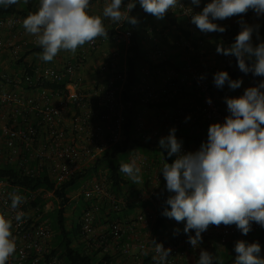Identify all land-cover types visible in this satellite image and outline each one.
<instances>
[{"label":"built area","instance_id":"1","mask_svg":"<svg viewBox=\"0 0 264 264\" xmlns=\"http://www.w3.org/2000/svg\"><path fill=\"white\" fill-rule=\"evenodd\" d=\"M180 3L183 6L178 5L176 10L185 16L188 27L193 28L191 17L198 12L188 5L187 0H180ZM22 28L21 16L0 17V54L7 53L12 61L19 60L31 46L38 45L35 36L32 40H20ZM147 30L150 34L155 32L153 27ZM131 35L128 31L116 34L114 40L95 39L85 47H78L59 66L38 65L33 76L22 67L13 72L10 66H6V73L0 79V164L15 167L30 179L44 177L49 182V186L27 188L12 184L9 178H0V212L9 218H14L16 211L25 213L20 222L13 219L16 251L6 264H66V260L54 252L56 231L48 214L59 201L58 189L125 138V114L132 102L125 101L127 69H120L118 47L129 46ZM189 41L193 40L180 42L182 48L191 46ZM108 43L113 48L107 49ZM195 43L203 46L205 42L196 40ZM103 49L107 50L105 60L93 73L99 76L111 74L114 77L113 81L108 79L96 101H91L86 73L91 69L89 62L92 54ZM149 57L157 63L169 60L165 51L159 48L151 50ZM224 59L227 65L236 60L234 56H225ZM187 63L183 72L169 65L158 70L145 68L141 80L131 85L130 92L137 96L143 106L135 119V131L146 141L157 142L168 135L172 127L177 131L186 129L190 133L198 132L202 126L223 123L229 115L218 102L215 86L205 71L197 68L191 59ZM155 78L160 79L159 85ZM114 80L120 85L116 86ZM186 84L196 88L197 99L192 104L181 102L167 110L159 107V104L178 100ZM208 99H211V104L207 102ZM150 105L153 106L150 108L155 114L154 118L147 116ZM189 116L190 119L185 122ZM148 137L150 139H146ZM198 149L197 145L183 141L182 151ZM132 160L140 167L142 179L134 184L139 191L128 203L144 204L146 207L130 222L107 219L101 223L102 208L119 210L120 205L126 203L115 195L106 172L86 181L68 195L67 215L72 220L76 213L80 214L79 237L88 250L98 252V263L119 264L121 257L134 258L139 254L136 256L140 259L139 264L145 257L158 264L159 256L153 244L155 240L164 248L171 249L165 264H193L199 260L201 249H206L208 245L220 251L231 241L245 236L235 225H210L202 233L203 242L193 248L187 240L188 235L194 236L195 232L185 234L186 221L177 222L174 219H170L175 224L170 233L156 234L160 188L164 179L161 170L166 162H171L164 154L154 158L133 150L121 164ZM13 194L24 197L15 210L11 208ZM81 203L85 207L80 213L77 207ZM70 206H75L72 214L68 213ZM258 226L253 223L252 230Z\"/></svg>","mask_w":264,"mask_h":264},{"label":"clouds","instance_id":"2","mask_svg":"<svg viewBox=\"0 0 264 264\" xmlns=\"http://www.w3.org/2000/svg\"><path fill=\"white\" fill-rule=\"evenodd\" d=\"M23 2L27 4L28 0ZM18 3L20 0H0L4 8ZM138 3L145 13L157 20H163L178 5L183 6L180 0H138ZM136 4V0H129L126 5L124 0H110L102 15H97L90 11V0H40L38 10L24 18L23 27L37 38V44L43 49L40 58L51 62L61 50L75 53L78 47L98 37L107 38L104 19L138 24L137 17L130 15ZM200 4L201 0H191L192 6ZM249 10L257 18L264 16V0H210L200 12L192 15L191 23L204 34L225 33L226 26L216 21L240 16V31L234 43L228 47L218 43L216 52L234 56L242 73L264 77V40H260V25L243 19ZM254 34L259 41L255 44ZM213 83L218 89L227 85L236 90L243 80H233L227 71H217L213 74ZM207 102L211 104V99ZM225 102L229 115L223 123L209 125L207 140L198 150L182 151L183 141L177 137L175 127L159 139V148L167 151V157L175 156L172 163L166 162L161 170L166 189L172 193L165 201L170 208L165 207L162 215L177 222L186 221L184 233L195 232L194 236L188 235L187 240L193 248L203 242L202 233L210 225H235L243 235L252 230L253 223L264 227V79L246 88L238 97H226ZM189 119L190 116L186 117L185 122ZM119 170L134 184L142 179L135 160L122 163ZM23 200V196L13 194L11 208L18 209ZM24 216L23 211H16L14 218L0 212V264H6L16 251L13 219L20 222ZM153 244L159 256L158 264H165L171 249L155 240ZM234 251L237 254L234 264H264L259 242L239 240ZM197 264H223V260L201 249Z\"/></svg>","mask_w":264,"mask_h":264},{"label":"trees","instance_id":"3","mask_svg":"<svg viewBox=\"0 0 264 264\" xmlns=\"http://www.w3.org/2000/svg\"><path fill=\"white\" fill-rule=\"evenodd\" d=\"M93 0H90V3ZM136 7L132 10L130 15L137 17L138 24L130 25L127 21H123L121 24H113V25H105L108 30V36L113 37L119 33H125L130 31L132 33L130 38V44L125 51L126 55V69H127V88L125 91V101L132 102V106L128 107V110L125 114V123H124V136L125 138L119 144L115 145L113 148L105 152L102 156L97 157L90 165L89 168L79 172L76 177L72 178L69 182L64 184L60 189L57 190V197L59 198L55 203V208L48 214L50 218L53 228L56 231V236L54 240V252L62 256L66 260V264H103V262L97 261L98 252L88 250L84 243L81 242V238L78 234V224L79 221H75V224L72 226V231L69 229V224L74 222L71 220V217L67 215L66 208L68 207L69 202V194L78 190L83 183L86 181L97 178L99 174L102 172H106L110 178V183L112 189L115 192V195L120 200H125L126 203H122L120 205L119 210L102 208L101 209V223H105L107 219H119L121 221L130 222V220L136 216V214L143 210L146 205L139 203H128L129 199L139 191V188H135L133 181L125 176L122 172H120L121 162L127 159L133 150H139L142 153L150 155L154 158L157 156L164 154L167 157V151L159 148V140L155 143L151 141H146L144 138L137 135L135 131V119L139 112L143 110V106L141 105L139 99L135 94L130 92V87L132 84H135L141 80L142 71L145 68H150L152 70H158L159 68H163L165 65H169L176 69L177 71H181L186 68L187 64H183V67L176 66L171 63L170 60L157 63L150 59L149 53L144 50L143 42H142V33L146 30L147 26L153 22L155 18L151 14H147L140 7L138 0H136ZM129 3V0H124V4ZM40 4H38L35 0H28V3L25 6L18 4L12 5L10 7L4 8L0 6V17L9 16V15H19L23 18L30 12H35L38 10ZM180 16L174 15L168 12L165 18L162 20L165 25L169 29L175 28L179 32H181L182 38H190L189 33H187L183 27L180 20L182 17V13ZM163 34V31L160 30ZM240 31V28L230 29L228 30V44L234 43L235 37ZM260 40H264V16L262 17V21L260 23L259 28ZM105 37H98L96 39H103ZM180 38V39H182ZM183 39V40H184ZM185 39V40H187ZM196 41V40H194ZM256 40L255 34L253 35V43H258ZM193 45L188 48L189 49V58L193 63H197L200 60V49L198 45L193 42ZM178 48L181 46L178 45ZM43 49L39 45H34L29 48L27 52L23 54V56L15 62L14 67H22L27 74L32 75L35 69L38 67L39 62L43 61L40 58ZM30 55H34L33 61L30 63L27 58ZM252 61H248L251 63ZM237 65V61L234 62ZM197 68H200L196 65ZM183 68V69H182ZM50 87H56V85L49 84ZM197 99L196 88L194 85L184 86L182 95L178 98V100L170 102V103H162L159 104V107L162 110L171 109L177 106L181 102H186L192 104ZM149 107L153 108L152 105ZM199 117V116H198ZM200 118V117H199ZM176 135L179 139L186 143L195 144L200 147L202 142L207 140V132L208 126H202V129L198 132L190 133L186 129H178ZM167 159L172 163L174 158ZM0 178H9L13 181L12 184H19L23 187L27 188H35L40 186H49V182L47 178L41 177L39 179H30L29 177L23 176L22 173L19 172L15 167H10L1 164L0 166ZM145 178H147L145 176ZM172 195L166 189V181L163 179L162 186L160 188V196L161 202L158 208V220L156 224V234H164L170 233L171 229L175 227V224L171 222L170 218L162 215L165 207L170 208V206L166 205L165 201ZM85 204L81 203L79 205V212L81 213L84 209ZM80 215V214H79ZM74 218V217H73ZM76 220V219H75ZM77 231V232H76ZM239 240H245L248 243L259 242L261 246V250H264V227L258 226L256 229L251 230L244 237L231 241L228 243L224 249L220 251L211 252L215 257H219L223 260V264H234V260L236 257V253L234 251L235 243ZM217 250V248H215ZM197 262L193 263L196 264ZM141 264H153L152 259L150 257H145Z\"/></svg>","mask_w":264,"mask_h":264},{"label":"crops","instance_id":"4","mask_svg":"<svg viewBox=\"0 0 264 264\" xmlns=\"http://www.w3.org/2000/svg\"><path fill=\"white\" fill-rule=\"evenodd\" d=\"M99 0H93V2L90 3V11L92 14H97L99 15L100 13L103 12V8H99L98 6ZM210 2V0H201V4L199 7H195L191 5V0H187V3L190 7L194 8L197 12H200L202 8ZM93 4V5H91ZM170 13L180 16L181 14L179 11L176 10V8H173L169 11ZM263 17V16H262ZM262 17L257 18L255 13L251 10L248 11L246 15H243V19L249 23V24H259L262 21ZM241 19L240 16H234L229 19L223 20V21H216V23L226 26L227 30L225 33H208L204 34L199 31V29L194 25L193 28H189L186 22V18L184 15H182L180 20H183L181 22L183 29L189 33L190 38L187 40H193L189 41L190 45L195 42L194 40H204V45L203 46H198L200 49V60L197 63H194V65H197L205 71V73L208 75L209 79L213 82V74L216 73L217 71H227L229 73V76L231 79H242L243 83L240 88L236 90H231L227 85L224 86L223 89H218L215 87V94L218 102L221 104L223 109L227 111V105L225 102L226 97H238L243 94L244 90L250 86H254L256 83L259 82V80L264 79V77H254L252 73L244 74L242 73L238 65L235 63L227 65L224 59V55L218 54L216 52V47L218 43H222L224 47H228V30L230 29H236L240 28V25L238 21ZM161 28L163 31V34L157 35L156 33L150 34L147 30L149 27H153L152 24H149L146 28V30L142 33V42H143V48L146 50L148 53L151 50L154 49H162L165 51L168 59L171 61L172 64L183 67V64H187V60L189 58V49L192 50V48H182L180 45V42L186 41L184 38H182L181 32L176 30L175 28L169 29L165 23L162 21L161 22ZM105 24V23H104ZM106 25V24H105ZM7 35L5 34V37ZM34 35H31L22 28L20 30V40L28 39L32 40ZM182 38V39H180ZM184 39V40H183ZM101 40H114L113 37L108 36L107 38H103ZM183 44V43H182ZM180 45L181 47L178 48L177 46ZM194 46V45H192ZM127 45L121 46V53H120V69L125 70L126 69V49ZM191 47V46H188ZM113 47L108 46L107 49H110ZM107 50L103 49L95 54L90 58V68L88 69V72L86 73V78H87V87L89 90V95L91 98V101H96V97L102 94V89L106 86L108 79H111L113 81V75H107V76H99L95 73H93L95 69H97L105 60V55H106ZM8 54H0V61L3 63H6V60L10 61L11 68L13 71H16L17 68L14 67L16 61H12L10 58H8ZM53 62H56V60ZM9 63V62H8ZM186 66V68H187ZM186 68H182L180 72H183L186 70ZM11 69V70H12ZM6 70L3 69V66H0V79L3 78ZM11 72V71H10ZM158 85L160 84V79L155 78L154 80ZM116 86H119L120 83L115 81ZM97 84V85H96ZM214 85V83H213ZM189 86V85H185ZM215 86V85H214Z\"/></svg>","mask_w":264,"mask_h":264},{"label":"rangeland","instance_id":"5","mask_svg":"<svg viewBox=\"0 0 264 264\" xmlns=\"http://www.w3.org/2000/svg\"><path fill=\"white\" fill-rule=\"evenodd\" d=\"M38 4H40V0H35ZM110 2V0H99V2H98V6H99V8L101 9V8H104V6L107 4V3H109ZM20 5H22V6H25L26 4H24V2H23V0H20V3H19ZM91 5H93V4H91ZM123 10V9H122ZM99 15H102V13H100ZM162 22V20H157L156 18H154L153 19V22L151 23L152 25H153V28L155 29V32H154V34L156 33L157 35H159V34H161V31L160 30H162V28H161V23ZM104 23L106 24V25H113V24H121L122 22H117V23H113V22H111L110 20H108V19H104ZM24 28V27H23ZM25 30V29H24ZM153 34V33H152ZM24 40H26V39H24ZM28 40V39H27ZM200 40H202V39H200ZM200 40H197V41H200ZM111 43V42H110ZM110 43H108V46H110V47H112V45L110 44ZM87 44V43H86ZM85 44V45H86ZM85 45H83V47H85ZM81 47V46H80ZM119 48V50H120V53H121V46H119L118 47ZM72 52H70V51H66V50H61L58 54H57V56L56 57H54V61L56 60V62H53V60L51 61V62H45V61H41V62H39V66L40 67H45V66H59L60 64H62V62L64 61V59L65 58H67L70 54H71ZM96 52H94L93 54H95ZM93 54H92V56H93ZM34 55H30L28 58H27V60L31 63L32 61H33V59H34V57H33ZM9 62V63H8ZM3 66V69L5 70V68H6V66H9L10 65V61L9 60H6V63H3V62H1L0 61V66ZM11 67V66H10ZM12 69V68H11ZM18 69V68H17ZM11 71H13V69L11 70ZM13 72H15V71H13ZM148 110H149V112L147 113V116H148V118H154L155 117V114L152 112V110H151V108L150 107H148L147 108ZM0 166H1V164H0ZM75 209V206H70V210H69V212L68 213H70V214H72V212H73V210ZM77 210H79V205H78V207H77ZM76 210V211H77ZM78 212V211H77ZM76 219V220H75ZM73 220H74V222H71L70 224H69V230L70 231H72L73 229H72V226L75 224V221H76V224H77V221H79V214L78 213H76V215L74 216V218H73ZM77 232V231H76ZM206 250L207 251H211V252H214V251H219V250H216V249H214L213 250V248H212V246H211V244L210 245H208L207 247H206ZM136 256H140L139 254H137ZM134 257V258H125V257H121V259L119 260V264H139V262H140V259L139 258H137V257ZM260 256L263 258V256H264V250H261V252H260Z\"/></svg>","mask_w":264,"mask_h":264}]
</instances>
